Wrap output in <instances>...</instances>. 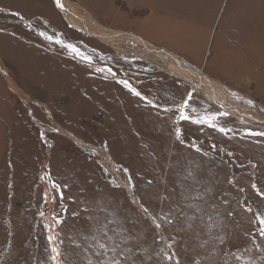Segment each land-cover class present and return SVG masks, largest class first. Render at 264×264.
Listing matches in <instances>:
<instances>
[{"label":"rangeland","instance_id":"1","mask_svg":"<svg viewBox=\"0 0 264 264\" xmlns=\"http://www.w3.org/2000/svg\"><path fill=\"white\" fill-rule=\"evenodd\" d=\"M69 1L264 116V0ZM121 47L71 25L54 0H0V264H54L53 245L64 264H97L101 223L134 264H264V136L246 134L264 123ZM189 96V115L229 113L218 124L232 131L181 120Z\"/></svg>","mask_w":264,"mask_h":264},{"label":"bare ground","instance_id":"2","mask_svg":"<svg viewBox=\"0 0 264 264\" xmlns=\"http://www.w3.org/2000/svg\"><path fill=\"white\" fill-rule=\"evenodd\" d=\"M54 1L56 3V0ZM61 3L63 4V8L58 6L57 3L56 5L71 25L94 35L105 42H108L118 49L120 53L126 52V50L121 47L122 44H132L138 46V53L153 54L157 58L162 59L167 66V69L174 76L188 81L192 85V90L198 89L200 92H203L212 99L222 103L231 114L249 122L260 121L264 123V116L257 117L251 115L243 107L232 103L229 95L226 93L221 84L209 79L202 70L196 72L190 64L180 59L172 52H169L164 48H158L150 42L133 34H126L106 29L105 27L99 25L93 17L88 14V12H84V10H81L80 6L73 4L69 0H61ZM3 69L4 71H7L6 68ZM101 154L109 169L113 170V161H111L108 154L103 151H101ZM53 247L55 246L53 245ZM52 254L54 255V253ZM54 264H56V262H54Z\"/></svg>","mask_w":264,"mask_h":264},{"label":"snow or ice","instance_id":"3","mask_svg":"<svg viewBox=\"0 0 264 264\" xmlns=\"http://www.w3.org/2000/svg\"><path fill=\"white\" fill-rule=\"evenodd\" d=\"M56 3L58 6H60L61 8H63V4L61 3V0H56ZM43 35V34H42ZM49 39H52V37H48ZM57 43L62 44V46L64 47H68L71 48L72 51L75 52H79V49L76 48V46L74 45H65L63 43V41L61 40H57ZM83 59H85L88 63L92 62L91 57H83ZM109 71H111L109 69ZM124 84H128V81H123ZM134 91V94L137 96H141V93L138 91ZM191 99V96L188 97V99H186L183 102V108L182 109H177L176 112L178 115H180L181 120L184 121H189L198 125H206L207 127L216 129L218 131H220L221 133H224L225 135H227L228 132L232 131V129L230 128H225L223 126H220L218 124V120L220 118L221 115L223 116H228L229 113H213L212 115H205V117L201 118V119H195L193 118L191 115H189V113L187 111H185V109H187L189 107L188 104V100ZM151 103V102H150ZM165 112L168 111H172V109L166 108L164 109ZM181 131V135L183 130ZM246 134L249 136H264V132H253L251 129H247L246 130ZM196 148V151H200L201 149L199 148V146L197 145H193ZM213 147H215V145H213ZM229 155H232V153H229ZM127 171V170H125ZM189 175L191 176V173H189ZM128 180L131 181V176H128ZM149 183H151V181H149ZM51 185H52V189L53 192L58 193L59 198H63V191L61 189V186L59 184L56 183V181H51ZM134 187V185H133ZM255 187V185L253 186ZM256 191L258 193V195L261 196V198H264V192L260 191L259 188H256ZM48 193H45V199L47 200L48 198ZM56 196L52 197L53 202H55L56 200ZM247 211L251 212L252 209L247 208ZM197 211H199V209H197ZM41 215H43V213H41ZM256 219L258 220L259 224L264 225V213H259L256 216ZM53 222L55 224H60L61 220L57 217V216H53ZM172 221H168V223H171ZM157 227H160V225H157ZM49 229L50 231L52 230V226L49 225ZM101 236L99 240H96L97 246H98V251L94 252V255H96L98 257L97 260V264H134V262L131 261V257L126 254L125 252H123L121 250V242L123 240H125L126 238L121 237L119 240L116 239V237L118 236V233H116V231L114 229H112L111 231L113 232L112 236L108 235V228H107V224L101 223L100 225V229H99ZM261 234H264V228H261ZM55 237L54 236H49V240L52 241L54 240ZM93 239H95V237H93ZM52 252L54 253V255L51 257L52 260L54 262H56V264H64V261L62 260V256L63 253L61 252V250H59L56 247L52 248ZM109 253H111L112 255H109ZM121 257H123L121 259ZM60 258V259H58ZM169 259H172V257H168ZM91 264V262H90ZM176 264H179V262L177 261Z\"/></svg>","mask_w":264,"mask_h":264},{"label":"crops","instance_id":"4","mask_svg":"<svg viewBox=\"0 0 264 264\" xmlns=\"http://www.w3.org/2000/svg\"><path fill=\"white\" fill-rule=\"evenodd\" d=\"M188 64H189V63H188ZM76 143L79 144L78 142H76ZM80 144H81V145H80ZM80 144H79L80 146L84 147V146L82 145V143H80ZM94 150H95V149H94ZM111 161H112V160H111Z\"/></svg>","mask_w":264,"mask_h":264}]
</instances>
